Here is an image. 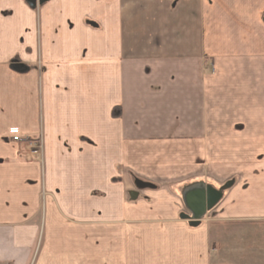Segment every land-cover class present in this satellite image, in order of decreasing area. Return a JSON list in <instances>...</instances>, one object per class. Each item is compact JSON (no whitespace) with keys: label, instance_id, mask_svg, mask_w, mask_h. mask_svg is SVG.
Wrapping results in <instances>:
<instances>
[{"label":"crops","instance_id":"0c3cea01","mask_svg":"<svg viewBox=\"0 0 264 264\" xmlns=\"http://www.w3.org/2000/svg\"><path fill=\"white\" fill-rule=\"evenodd\" d=\"M220 261L264 264V0H0V264Z\"/></svg>","mask_w":264,"mask_h":264},{"label":"water","instance_id":"95a60500","mask_svg":"<svg viewBox=\"0 0 264 264\" xmlns=\"http://www.w3.org/2000/svg\"><path fill=\"white\" fill-rule=\"evenodd\" d=\"M49 0H26L30 8L34 9L37 5H42ZM11 68L21 72L26 68L23 64L13 62ZM138 188H151L150 184L137 182ZM221 198V192L210 187L201 185L190 186L182 194V201L188 214H183L181 219L188 221L189 225L196 227L205 215L210 212Z\"/></svg>","mask_w":264,"mask_h":264},{"label":"rangeland","instance_id":"374dc122","mask_svg":"<svg viewBox=\"0 0 264 264\" xmlns=\"http://www.w3.org/2000/svg\"><path fill=\"white\" fill-rule=\"evenodd\" d=\"M210 212H211V211H210ZM203 220H204V222H209V220H207V219H203ZM210 221H211V219H210ZM227 228H228V227H225V226L223 227L224 230H229V229H227ZM220 241H222V240H220ZM217 243L220 245V246L218 245L220 248H223V249H221V250H222V253H223V256H224V254H227V252L224 253V251H225L224 248H226L227 251H228V250L231 249L230 247H232V243H230L229 246H227V244L224 243V242H221V243L217 242ZM228 247H229V248H228ZM224 262H225V261H224ZM216 264H223V262L220 261V262H218V263H216Z\"/></svg>","mask_w":264,"mask_h":264},{"label":"built area","instance_id":"2783aa9c","mask_svg":"<svg viewBox=\"0 0 264 264\" xmlns=\"http://www.w3.org/2000/svg\"><path fill=\"white\" fill-rule=\"evenodd\" d=\"M14 140H17V138H15ZM29 146L32 148V154L36 155L38 153V151H40L41 147L40 146H36V144L29 142Z\"/></svg>","mask_w":264,"mask_h":264},{"label":"trees","instance_id":"16d2710c","mask_svg":"<svg viewBox=\"0 0 264 264\" xmlns=\"http://www.w3.org/2000/svg\"><path fill=\"white\" fill-rule=\"evenodd\" d=\"M118 114L116 113V110H114L113 112H112V116H117Z\"/></svg>","mask_w":264,"mask_h":264}]
</instances>
